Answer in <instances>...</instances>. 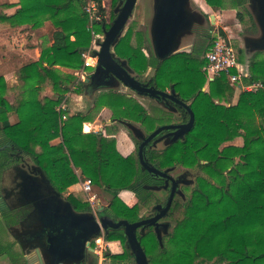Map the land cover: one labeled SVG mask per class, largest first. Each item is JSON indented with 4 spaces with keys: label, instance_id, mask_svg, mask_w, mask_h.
<instances>
[{
    "label": "trees",
    "instance_id": "trees-1",
    "mask_svg": "<svg viewBox=\"0 0 264 264\" xmlns=\"http://www.w3.org/2000/svg\"><path fill=\"white\" fill-rule=\"evenodd\" d=\"M93 1L104 15V0ZM226 1L205 0L213 9L226 7ZM88 2L20 0L19 9L4 16L13 27L25 25L36 29L49 23L51 44L42 46L37 61L20 68L17 86L10 87L0 76V215L10 211L1 194L4 174L24 159L43 169L62 194L79 182L75 168L80 169L95 187L111 195L109 204L100 213L115 220L144 219L146 215H140L141 210H151L161 202L153 187L160 182L142 168L138 150L125 156L118 150L114 137L83 130L85 122L93 121L103 107H108L113 120L140 123L150 134L158 126L137 99L106 88L97 97L92 111L74 114L66 111L67 119L61 123L57 107L71 91L76 76L56 67L76 70L83 65L82 53L92 39ZM244 2L232 0L231 4ZM118 3L119 0H112L107 28L117 15ZM73 6L79 8L76 14L61 15ZM239 17L243 15L240 13ZM127 26L113 46L115 57L124 61L140 81L153 69V76L147 80L151 86L164 91L174 88L180 99L190 102L195 114L192 129L183 137L163 144L162 148L151 146L144 152L148 163L158 169L182 166L197 170L189 192H184V197L176 195L173 200L167 215L170 227L162 235V242L152 226L137 233L150 264H264V86L242 90L237 102L231 104L235 84L229 76L220 73L210 79L204 71L206 53L213 46L215 35L203 34L191 51L160 59L154 49L145 51L144 34L136 29L135 23ZM95 28L102 31V23L95 22ZM221 34L226 36L223 31ZM234 48L243 63L244 49L237 44ZM248 69L243 83L264 85V52H255L249 58ZM84 83L81 81L75 89L77 93L84 91ZM48 86L55 97L43 94ZM9 93L16 97L12 103L6 98ZM176 106L181 121H188L186 109ZM14 113L16 122L11 121ZM238 137L243 139L241 145H224ZM59 138V142L53 143ZM127 190L138 199L132 206L120 197ZM66 198L77 211H92L80 193L73 191ZM105 238L121 241L125 247L123 253H110L108 257L121 258L122 264H134L123 229H113ZM3 253L9 256L10 264H26L15 243L0 246V255Z\"/></svg>",
    "mask_w": 264,
    "mask_h": 264
},
{
    "label": "water",
    "instance_id": "water-1",
    "mask_svg": "<svg viewBox=\"0 0 264 264\" xmlns=\"http://www.w3.org/2000/svg\"><path fill=\"white\" fill-rule=\"evenodd\" d=\"M137 1L119 0L116 8L117 15L111 26L107 28L106 23L102 24L104 38L100 42V49L95 52L98 62L94 70H91L84 79V82L88 83L91 79L104 75L106 78H113L116 84L106 80L99 84L98 90L103 88L117 89L119 84H123L139 95H146L161 101L160 103L165 107L169 101H172L186 109L189 113L187 122L162 125L148 136L134 123H123L134 137L142 139L138 150L142 168L157 177L166 178L165 188L168 181L172 180L170 195L164 205L159 203L153 207L158 212L152 217L135 222L126 219L115 220L108 215L100 214L103 207L99 208L97 213L77 211L71 201L62 196V193L52 185L44 170L38 166H35L38 175L23 170L25 177L22 184L27 186L25 190L29 191L30 194L29 196L26 192L24 198L30 197L33 208L21 221V225L40 223V227L27 240L30 248L35 251L38 264H82L88 250H90L91 241L109 228L124 230L127 246L131 249L136 264H150L148 256L138 240V228L141 227L144 230L146 227L153 226L159 241L162 242L160 228L166 233L170 227L168 221L160 222L159 220L168 215L176 194L177 182L170 175L174 168L158 169L148 163L144 152L148 143L163 132L165 133L155 140L156 143L167 137L170 139L166 143L175 142L183 137L192 129L195 114L190 105L178 97L174 88L170 91H164L151 86L149 81H140L124 61L115 57L113 46L124 34ZM259 1L261 4L259 6L254 4L252 13L260 33L243 37L244 49L247 53L264 52V0ZM189 4L190 0H154L150 35L158 58L165 59L181 51L184 37L190 33L193 26ZM99 14H102L101 7H99ZM211 19H215L214 15L211 16ZM21 194L23 195L22 192Z\"/></svg>",
    "mask_w": 264,
    "mask_h": 264
},
{
    "label": "rangeland",
    "instance_id": "rangeland-1",
    "mask_svg": "<svg viewBox=\"0 0 264 264\" xmlns=\"http://www.w3.org/2000/svg\"><path fill=\"white\" fill-rule=\"evenodd\" d=\"M153 3H154V0H138L136 7L133 11L132 17L129 21V24L135 23L136 29L141 31L144 34L143 36H144L145 45H146L145 51L147 53L149 52V51H147L149 48L154 49L152 42H151V35H150V26H151V21H152L153 14H154ZM195 6L199 11L203 12V14H205L204 12L206 10H209V14H208L209 17L205 16L206 20H208V24L202 28V33H200L198 37L193 36V37H189V38L184 39L182 47L180 48L181 51H191L193 46L201 41V35L206 34V33H211V35H216L217 33L221 34V31H223L226 34V36L224 37L222 34L221 35L227 41H229L233 47H234V44H237L240 46V48L244 49L243 37L245 35H257L259 32L257 26L250 23L249 18L247 16L248 11L243 7H238V6L231 4V1H226V7L220 8V9L210 8L209 6L206 5L205 0H196ZM74 7L76 8V10H73L74 12H71L70 15L76 14L79 11V8L77 6H73L72 8H74ZM103 7L105 9V14L103 15V18L105 19L106 24H108V23H110V11H111V7H112V0H104ZM72 8H70V10ZM240 13L243 15V18L239 17ZM61 15H65V14L61 13ZM205 15H207V14H205ZM212 15H214V17H215L214 20L211 19ZM46 24H47V29H48L49 23H46ZM127 27H126V30H127ZM50 41H51L50 35L48 33V30H47V37L45 36V42L43 45H48V42H50ZM244 52H245L244 62L242 64L248 68L249 58L251 56H253L254 53H247L245 51V49H244ZM56 68L60 69L62 72L72 73L74 76H76V81L72 85L71 91H69L67 94L70 93V104L72 103L71 97L73 96V94L79 95L80 96L79 101L81 102L82 107H80L81 110H80V108H75V109L70 110V114H74L78 111H83V112L92 111L93 107L95 106V102H96L97 97L102 92L106 91L105 90L106 88L105 89L104 88L99 89V90L95 91L94 96H90V97L85 94V91H82L81 93H77L75 89L80 84L77 82V80H78L77 72L82 67L79 69H76V70H72L70 68H65V67H59V66H57ZM153 73H154V70L150 68L148 70V72H146V74L143 76V80L147 81L151 76H153ZM207 88H208L207 86L204 87V90H206ZM48 89L51 90V92H52V96H49V97H55V94L53 93L52 89L49 86L46 87L44 91L46 92V90H48ZM116 91L121 92L123 94H126L128 96H131V97L137 99L141 104H143V106L147 109V112L149 113V115H151V117H153V119L155 120V122H154L155 125L158 127H160L162 125L176 124V123L181 121L180 114H178L174 111H171L168 108H165L155 98H152V97H149L146 95H139L135 91H133L132 89L124 86L123 84H119ZM241 91L242 90L238 89L237 84H235L234 85V93H233V96L229 99V103L235 104L238 100V97H239V94ZM10 94L14 95L13 101H15V99H16L15 94L9 93L8 95H10ZM13 101H11V103ZM188 103H190V102H188ZM13 115H16V113H14ZM16 117H17V115H16ZM91 123H93L94 125H97L99 127L98 129H100L99 130L100 132H102V129H103L102 127H104V131H105L104 134H106L105 137H114L117 141V147H118L119 151H122V152L126 151V149L124 147H121V144L123 142L127 148V151L123 155L128 156L133 152L135 153L134 149H135L136 143L133 139V135H132L131 131L122 123L115 122V120H113L111 109H109L108 107H103L101 109V111H99V113L96 115L95 119L93 121H91ZM132 123H134L135 125L140 127L146 134L148 133V131L140 123H136V122H132ZM59 141L60 140L56 139L53 141V143H57ZM242 143H243V139L241 137H238V138H236L230 142H226L224 145H229V144L241 145ZM158 147L162 148L163 143H159ZM28 160L31 162L30 159H28ZM183 169L188 170V171H192V172H196V169H187V168H184L182 166H178V167H176L175 171H173L172 175L176 174V172L183 170ZM75 172L78 174L80 179L85 178L84 176H82L80 169L75 168ZM9 179H10V172L8 170L4 174L3 182L1 184V194L3 193L2 187L5 185V183L6 184L9 183ZM93 188H94V191L96 192V194L98 195V199L95 202L96 206H99L102 208V207L108 205L109 201L111 199V195L108 192L101 190L95 186ZM190 188H192V186L183 187V191L187 194L189 192ZM77 192L80 193L81 197H83L86 201H88L87 197L80 190V188H79V191H77ZM67 193L68 192H65L64 195H67ZM155 194L161 201L165 200L167 197V192L163 189H161L160 191H157ZM126 195L133 198V200L137 199L135 193H133L132 191L127 190ZM126 195L121 194L120 197L128 205L133 204L134 202L133 201L129 202L128 196H126ZM137 201H138V199H137ZM137 201H136V203H137ZM149 213H151L149 208H144L141 210L140 215L144 216V215H148ZM168 219L169 218L167 217L166 220H168ZM104 243H105V247H106V250H105L106 256H108L110 253L116 254L117 251H121V253H122L125 250V247L121 246L119 244V241H117V240L109 241V240L105 239ZM106 243H110V246H107ZM98 264H101V262L99 261Z\"/></svg>",
    "mask_w": 264,
    "mask_h": 264
},
{
    "label": "crops",
    "instance_id": "crops-1",
    "mask_svg": "<svg viewBox=\"0 0 264 264\" xmlns=\"http://www.w3.org/2000/svg\"><path fill=\"white\" fill-rule=\"evenodd\" d=\"M19 1L20 0H0V10L3 11V13L0 14V76L5 78L10 87H15L18 85L19 82L17 72L23 65L28 62L37 61L40 58L42 45L45 42V36L47 37V22L44 26L36 29L27 27L25 25L13 27L8 23L4 16L14 14L20 7ZM209 7L212 8L211 6ZM73 10H76V8L74 7L71 10L69 9L63 11L62 13L65 15H70L71 12H74ZM50 44L51 41L48 42V45ZM43 94L52 96V92L49 89L46 90V92L44 91ZM64 97L66 98L65 103L69 113L72 109L82 107V104L79 101V95L73 94L71 97L72 105L70 104V93ZM6 98L11 102L14 100V95H7ZM11 121H17L16 115L11 117ZM58 140L61 139L59 138ZM121 147H124L127 151V148L123 142ZM126 151L120 152L125 154ZM79 188V183L69 187V191L65 196L67 197L73 191H79ZM121 194L126 195V191L121 192L120 195ZM128 200L129 202L133 201V204H135L137 201V199H134V201L130 196H128ZM9 208L10 211L8 214L0 215V246H3L7 243H15L16 250L22 253L26 260V264H38V261L35 258V251L30 248V245L27 241L31 237H26L21 233L20 221L23 220L24 211L18 208ZM119 253H121V251L116 252V254ZM95 258V264H98L100 260L96 254ZM111 259V257L109 258L106 256L103 257L102 261L100 262L101 264H110ZM0 264H10L9 256L6 253L0 255Z\"/></svg>",
    "mask_w": 264,
    "mask_h": 264
},
{
    "label": "flooded vegetation",
    "instance_id": "flooded-vegetation-1",
    "mask_svg": "<svg viewBox=\"0 0 264 264\" xmlns=\"http://www.w3.org/2000/svg\"><path fill=\"white\" fill-rule=\"evenodd\" d=\"M227 1H232V0H227ZM195 2H196V0H190L189 7L191 9L193 26H192V29H191L190 33L187 34L184 37V39L189 38V37H193V36L198 37L199 34L202 33V28L205 27L208 24V20H206L205 16L209 17V15H208L209 14V10H206L204 12L207 15L203 14V12L199 11L196 8ZM254 4H257L259 6V4H261V1H259V0H245L243 5H237V6L238 7H243V8H245L248 11L247 12V14H248L247 16L249 18V21H250L251 24H254V25L257 26V28L259 30V32H258V34H259L260 33V29H259L258 25L256 24L255 18H254L253 13H252L253 12L252 11V7H253ZM106 80H109L110 82L116 84V81L113 78H106L104 75H101L98 78H94L93 80L91 79L88 83H84L85 94L87 96H89V97L90 96H94L95 91H97L98 88H100L99 84L103 83ZM142 82H146V81H142ZM168 91H170V90H168ZM159 102H161V101H159ZM165 108H168L171 111H174V112L180 114L178 107L172 101H169V103L166 105ZM115 122H119V121L115 120ZM185 122H187V121H183V122L180 121L178 123H185ZM164 133L165 132L159 134L155 139H153L151 142H149L148 145L146 146V149L151 147V146L158 147L159 143L166 144V142L170 139L169 137L163 138L160 142H157V143L155 142V140L158 137H161ZM148 135L149 134H146V136H148ZM133 139H134V141L136 143L134 151L135 150H139V146L142 143V139H138V138H136L134 136H133ZM35 166L36 165L34 163L30 162L28 159H24L21 162H19L18 164L12 165V167L9 169V172H10L9 183L8 184L5 183V185L2 187V191H3L2 198H3V200L11 208H18V209L24 211L23 219L27 216V214L33 208V204L31 202L30 197L28 199L24 198L25 195H26V192H28V194H29V191L25 190L27 188V186L25 187V185L22 184L23 183V178L25 177L23 170H25V172L32 173L33 175H35V174L38 175V173H36V171H35V169H36ZM175 169L176 168H174L170 172V175H172V173H173V171H175ZM196 175H197V170H196V172H192V171H188V170H185V169L180 170V171L176 172V174L172 175L176 179V182H177V190H176L175 196L179 195V196L184 197V195H182V194H184L183 187L192 186L194 184ZM155 180L160 182V183H158V184L153 186V187H155L154 188V192L156 193L157 191H160L161 189H163V190H165L167 192L166 199L161 201V202H159V203L164 205L166 203L169 195H170V191H171V188H172V180L168 181V184H167L166 188L164 187L165 184H166V178H162V177H157L156 176ZM24 191H25V193H24ZM21 192L23 193V195L21 194ZM29 196H30V194H29ZM62 196L65 199H67L64 194H62ZM155 205L152 206V208L150 210L151 213L146 215V218L152 217L158 212L157 210L153 209V207ZM100 214L101 215H105V214H102V213H100ZM166 218H167V216L162 218V219H160L159 221L160 222L168 221V220H166ZM20 227H21L20 228L21 229V233L24 236L31 237L33 235V233H35V231L38 229V227H40V223L37 222V223H34V224L21 225V221H20ZM150 227L151 226L146 227L144 230L141 227H139L138 230H137V233L147 231V230L150 229ZM111 230H113V229L109 228L107 231H104L103 232L104 235L107 232L111 231ZM160 232H161L162 235H164V230L162 228H160ZM94 244H95V242H94V240H92L91 244H90V250H88V252L86 254V258L84 259L83 264H95L96 263V258H95V253H94ZM119 244L121 246H124L121 241H119ZM131 261H133V263L136 264L135 260H134V257H133V259ZM122 263H124V261L121 258L120 259H112L111 262H110V264H122Z\"/></svg>",
    "mask_w": 264,
    "mask_h": 264
},
{
    "label": "built area",
    "instance_id": "built-area-1",
    "mask_svg": "<svg viewBox=\"0 0 264 264\" xmlns=\"http://www.w3.org/2000/svg\"><path fill=\"white\" fill-rule=\"evenodd\" d=\"M86 9L89 14L88 29L91 31L92 39L90 45L82 53L84 61L82 68L77 72L78 83L84 81L90 71L96 67L98 62V57L95 55V52L100 49V42L104 38V32L103 30L98 31L95 28V22H100L102 24L106 23L103 15L99 14V7L93 0H89ZM215 36L216 38L213 46L206 53L207 63L204 66V71H206L210 79H213L220 73H226L229 76L231 83L237 84V87L240 90L252 91L262 88L264 86L262 82H256L252 84L243 83V78L249 75V69L239 62L237 52L229 41H227L220 33H217ZM65 101L66 98L63 97L60 105L57 107L59 113L61 114V123L67 119V107ZM98 128L99 127L97 125H94L91 122H85L83 125V130L85 132L102 133L104 136H106V134H104V127H102V132H100V129ZM79 186L80 190L87 197L92 211L97 213L99 206H96L95 202L98 199V195L94 191L92 179L79 178ZM105 239L104 233L94 239V253L100 261H102L103 257H106V247L104 243ZM106 245L110 246V243H106Z\"/></svg>",
    "mask_w": 264,
    "mask_h": 264
}]
</instances>
